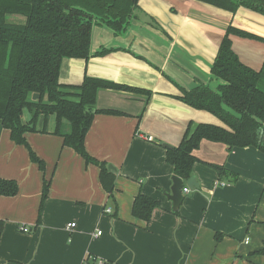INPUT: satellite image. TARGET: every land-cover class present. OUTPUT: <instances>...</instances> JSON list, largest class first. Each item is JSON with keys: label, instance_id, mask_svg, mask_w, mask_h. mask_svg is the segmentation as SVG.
Listing matches in <instances>:
<instances>
[{"label": "crops", "instance_id": "0c3cea01", "mask_svg": "<svg viewBox=\"0 0 264 264\" xmlns=\"http://www.w3.org/2000/svg\"><path fill=\"white\" fill-rule=\"evenodd\" d=\"M138 5L159 26L132 19L120 35L94 26L90 51L115 49L87 59L65 57L59 67V83L80 84L87 75L152 92L140 120L144 95L97 92L96 108L126 113L95 114L84 141L91 156L115 168L111 195L101 187L99 168L86 165L59 135L25 134L45 163L42 172L0 121V178L18 185L15 195H0V264H264V254L252 253L264 246V152L201 140L192 166L199 188L189 190L183 180L188 191L174 210L167 197L174 173L164 147L180 142L189 121L226 127L210 112L177 99V84L187 89L202 81L215 85L210 65L227 25L264 38V16L198 0H138ZM231 40L244 64L261 67L263 42L234 35ZM53 126L48 118L46 129ZM207 163L223 165L236 180L219 179ZM43 178L51 183L39 210ZM138 192L160 202L147 222L131 214ZM71 222L75 225L67 228ZM21 225L29 231H20Z\"/></svg>", "mask_w": 264, "mask_h": 264}, {"label": "trees", "instance_id": "16d2710c", "mask_svg": "<svg viewBox=\"0 0 264 264\" xmlns=\"http://www.w3.org/2000/svg\"><path fill=\"white\" fill-rule=\"evenodd\" d=\"M234 13L245 7L264 16V0H198ZM137 0H0V121L10 139L28 150L29 159L44 172L45 163L29 146L27 132H49L62 137L63 146L72 148L85 161L99 168V182L111 195L115 174L108 163L91 156L85 148V136L95 114L124 115L111 108H96L97 92L109 89L145 96L144 106L136 116L141 119L152 92L140 87L115 83L84 75L80 84L59 83V67L63 58L87 59L114 50L89 49L90 19L96 18L114 32L127 28ZM10 15L22 21H10ZM264 43V38L227 25L220 40L211 74L222 80L212 90L199 83L190 89L177 85L180 101L216 116L226 127L189 121L180 142L165 147V161L174 175L183 180L192 176L197 158L193 151L201 140L221 142L230 149L254 146L264 152V60L259 69L244 64L232 48L231 36ZM32 95L35 98H32ZM28 118L23 121L24 112ZM54 126L46 129L49 117ZM42 117V127L38 120ZM67 128L65 129V124ZM219 179L234 182L237 174L223 165L207 163ZM51 178H43L39 210L47 197ZM18 191L13 179L0 178V195L13 196ZM160 202L138 192L131 205L133 217L147 222ZM39 216V215H38ZM39 218L37 219V221ZM3 222L0 221V235ZM216 240L222 237L215 233ZM252 253L264 254V246Z\"/></svg>", "mask_w": 264, "mask_h": 264}, {"label": "water", "instance_id": "95a60500", "mask_svg": "<svg viewBox=\"0 0 264 264\" xmlns=\"http://www.w3.org/2000/svg\"><path fill=\"white\" fill-rule=\"evenodd\" d=\"M134 14H136L137 19L139 21L143 22V23H147V24H150V25H156L157 24V22L151 16H149L148 14H146L145 12H143L140 8L134 10ZM103 48L109 49V47H103ZM110 48H113V47H110ZM113 49H115V48H113ZM92 53L93 52H91V54ZM212 63H211V65H212ZM211 65H210V67H211ZM210 77L212 79H216L217 80V82H216L215 85H212V84H209V83H205L203 81L200 82V83H203L205 85H208L212 90H215L216 89V86L218 84L222 83V80L219 79V78L214 77L211 74V72H210ZM177 85H179V84H177ZM179 86H181V85H179ZM181 87H183V86H181ZM183 88H185V87H183ZM185 89H187V88H185ZM188 89H190V88H188ZM164 146H170V145L164 144ZM108 168L115 170V168L111 164L108 165ZM185 183H186L187 188L189 190H193V189L199 188V185H198V183H197V181H196V179H195L194 176H191L190 178H188ZM182 189H183V179L180 178L177 175H173L172 176V186L170 188V194H168L167 197H168V199H170L172 201V206H173V209L174 210H177L178 209V207H179V205H180V203L182 201V197H183V194H182L183 191H182Z\"/></svg>", "mask_w": 264, "mask_h": 264}, {"label": "flooded vegetation", "instance_id": "af4514ba", "mask_svg": "<svg viewBox=\"0 0 264 264\" xmlns=\"http://www.w3.org/2000/svg\"><path fill=\"white\" fill-rule=\"evenodd\" d=\"M137 5H138V0H137ZM138 7H139V5H138ZM140 8V7H139ZM132 16L133 17H131V19H130V21H129V24H130V22H131V20L132 19H137V16H136V14H134V11H133V14H132ZM9 19V18H8ZM23 19H21V21H22ZM11 21H15V22H19L18 20H11ZM154 21V20H153ZM99 21L96 19V18H91L90 19V24H91V28H90V37H89V49H90V39H91V31H92V29H93V27L94 26H103V27H106V28H108L114 35H120V34H122L127 28H125L124 30H122V31H116V32H114L111 28H109L108 26H105V25H103V24H101V23H98ZM128 24V25H129ZM156 24V23H155ZM128 25H127V27H128ZM154 26H159L158 24H156V25H154ZM103 48V47H102ZM91 52V51H90Z\"/></svg>", "mask_w": 264, "mask_h": 264}, {"label": "built area", "instance_id": "2783aa9c", "mask_svg": "<svg viewBox=\"0 0 264 264\" xmlns=\"http://www.w3.org/2000/svg\"><path fill=\"white\" fill-rule=\"evenodd\" d=\"M140 136H141L142 138L146 139V140H149V141L153 140V137H152V136H149V135H147V136H144V135L142 136V135H140ZM218 184L223 185L224 183L219 182V181H216V182H215V185H218ZM182 191L187 192L188 189H187V188H183ZM106 211H107V212H110V208H106ZM74 225H75L74 222L68 223V224H67V228H71V227H73ZM19 230L22 231V232H28V231H29V228H28L27 226H23V225H21V226H19ZM97 234H100V231H98Z\"/></svg>", "mask_w": 264, "mask_h": 264}, {"label": "rangeland", "instance_id": "374dc122", "mask_svg": "<svg viewBox=\"0 0 264 264\" xmlns=\"http://www.w3.org/2000/svg\"><path fill=\"white\" fill-rule=\"evenodd\" d=\"M21 19H23L21 16H15V15H10L9 16V20H18V21H21ZM24 117L28 118V113L25 111L24 114H23ZM50 118V122H52L54 120V117L51 116L49 117ZM67 128V124L65 123V129Z\"/></svg>", "mask_w": 264, "mask_h": 264}]
</instances>
